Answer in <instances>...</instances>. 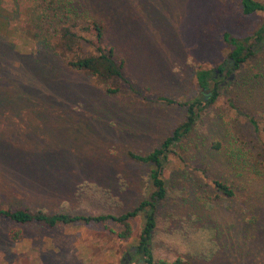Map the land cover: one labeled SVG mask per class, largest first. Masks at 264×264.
I'll return each mask as SVG.
<instances>
[{
	"label": "rangeland",
	"instance_id": "1",
	"mask_svg": "<svg viewBox=\"0 0 264 264\" xmlns=\"http://www.w3.org/2000/svg\"><path fill=\"white\" fill-rule=\"evenodd\" d=\"M72 1L75 21L103 20L105 45L126 59L122 89L108 93L96 76L27 39L21 25L33 0H0V207L132 209L151 191L150 166L127 151L159 146L185 120L187 107L178 102L201 94L197 70L223 66L230 73H219L217 99L165 161L169 198L155 252L191 264H264V179L240 177L232 156L238 148L262 157L264 39L250 40L238 68L224 39L225 32L255 36L264 12L244 14L242 0ZM210 177L245 184L235 198H223ZM143 222L135 217L124 240L111 220L51 227L0 219V264H143L134 255Z\"/></svg>",
	"mask_w": 264,
	"mask_h": 264
},
{
	"label": "trees",
	"instance_id": "2",
	"mask_svg": "<svg viewBox=\"0 0 264 264\" xmlns=\"http://www.w3.org/2000/svg\"><path fill=\"white\" fill-rule=\"evenodd\" d=\"M242 4L243 13L246 15L258 11L264 12L262 1L242 0ZM76 16L77 8L72 0H33L32 11L22 22V32L29 40L42 41L47 47L62 56L69 67L96 76L99 82L107 85L108 93H118L125 80L126 59L118 57L113 46L105 45V23L103 20L93 18L79 25L75 21ZM83 32L87 34L84 35ZM252 38L256 41L264 39V23L256 31L255 36H247L243 39L225 32L224 39L233 45L228 59L232 68H238L249 57L251 53L249 42ZM86 43L91 47V51H87ZM219 73H225L223 66L219 67V72L203 68L197 70L196 76L201 94L191 101L178 102L187 107L185 120L179 123L159 146L154 147L148 153H139L131 149L127 151L132 160L147 163L150 166L151 191L135 207L117 214L106 211L85 212L71 209L49 212L41 208L32 210L28 207L9 206L0 207V219L11 220L23 225L37 222L51 227L59 224L106 223L111 220L122 227L119 232L120 238L128 240L134 231L132 220L138 215H143L144 222L138 244L135 247V258L140 256L143 264H191L185 256L169 260L158 257L155 252V241L160 226V208L169 198V186L163 177V170L165 161H167L169 153L173 151L174 145L180 142L183 137L193 134L199 111L217 99L219 95L217 87L221 78ZM228 73H230L229 69L224 75L227 76ZM160 100L166 103H176L173 98L165 96H161ZM232 156L234 165L240 170V177L246 175L248 178V175H252L264 179V146L261 159L238 148ZM210 179L218 196H223V198H235L238 195V190L240 191L245 184L240 180L238 188H234L225 180L212 177ZM247 185L249 184L247 183ZM82 191H85L84 195L91 194L90 188L84 187ZM96 199H98L97 203H102L103 194L99 192Z\"/></svg>",
	"mask_w": 264,
	"mask_h": 264
},
{
	"label": "flooded vegetation",
	"instance_id": "3",
	"mask_svg": "<svg viewBox=\"0 0 264 264\" xmlns=\"http://www.w3.org/2000/svg\"><path fill=\"white\" fill-rule=\"evenodd\" d=\"M217 72L219 71V70H216Z\"/></svg>",
	"mask_w": 264,
	"mask_h": 264
}]
</instances>
